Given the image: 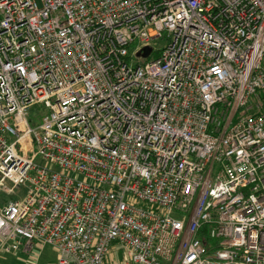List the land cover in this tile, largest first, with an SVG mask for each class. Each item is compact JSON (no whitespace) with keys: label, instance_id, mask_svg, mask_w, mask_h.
I'll list each match as a JSON object with an SVG mask.
<instances>
[{"label":"built area","instance_id":"obj_1","mask_svg":"<svg viewBox=\"0 0 264 264\" xmlns=\"http://www.w3.org/2000/svg\"><path fill=\"white\" fill-rule=\"evenodd\" d=\"M1 193L0 257L264 264V0H0Z\"/></svg>","mask_w":264,"mask_h":264},{"label":"rangeland","instance_id":"obj_2","mask_svg":"<svg viewBox=\"0 0 264 264\" xmlns=\"http://www.w3.org/2000/svg\"><path fill=\"white\" fill-rule=\"evenodd\" d=\"M157 47H162L164 45L163 40H158L156 42ZM156 54H152V57ZM6 194H0V200L4 199L8 201L9 199H16L17 196L5 197ZM58 255L54 249L51 247H36L32 253L28 254H17V255H6L0 257V264H56Z\"/></svg>","mask_w":264,"mask_h":264},{"label":"water","instance_id":"obj_3","mask_svg":"<svg viewBox=\"0 0 264 264\" xmlns=\"http://www.w3.org/2000/svg\"><path fill=\"white\" fill-rule=\"evenodd\" d=\"M151 52H152V49L151 48H144L143 49V52H142V56L144 58H147L151 54Z\"/></svg>","mask_w":264,"mask_h":264}]
</instances>
